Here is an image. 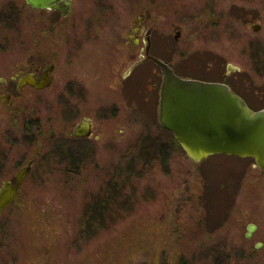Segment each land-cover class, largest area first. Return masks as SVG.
Wrapping results in <instances>:
<instances>
[{
    "label": "rangeland",
    "instance_id": "obj_1",
    "mask_svg": "<svg viewBox=\"0 0 264 264\" xmlns=\"http://www.w3.org/2000/svg\"><path fill=\"white\" fill-rule=\"evenodd\" d=\"M108 1L121 15L106 26L112 31L140 8L134 2L130 6V0ZM248 1L255 10L246 18L237 15L236 3L242 9L247 1L222 0L224 15L231 8L234 14L218 27L214 19L211 23L214 15L205 14L204 0H143V6L149 27L156 30L154 50L170 58L179 74L202 81L227 78L259 110L264 108V3ZM16 8L9 36L15 51L3 60L17 67L24 61L20 46L26 15L20 2ZM53 45L48 44L56 62L53 87L41 102L44 112L30 123L37 144L30 146L21 136L20 143L15 141L14 162L4 171L0 167L1 187L26 164V155L37 156L15 206L0 216V264H178L181 256L193 264H264V171L254 160L218 154L195 163L178 142H168L172 135L158 128L150 105H144L138 121L133 114L127 124L116 122L107 141L102 107L118 99L102 80L108 64L99 61L91 44L83 66L65 64L70 48L60 50L65 53L60 58ZM143 67L151 76L154 65ZM76 73L94 90L91 103L100 141L70 136L83 118L68 88ZM141 85L145 90L147 80ZM50 119L64 123V132L46 134L54 124ZM6 123L0 108V127ZM105 197L115 200L108 220L85 227L84 213ZM250 224L257 228L247 238Z\"/></svg>",
    "mask_w": 264,
    "mask_h": 264
},
{
    "label": "flooded vegetation",
    "instance_id": "obj_2",
    "mask_svg": "<svg viewBox=\"0 0 264 264\" xmlns=\"http://www.w3.org/2000/svg\"><path fill=\"white\" fill-rule=\"evenodd\" d=\"M245 1H247L246 5L242 9L238 8L239 5L236 3V12L238 16L242 15L248 18L255 7L248 0H242V3L245 4ZM17 2L22 4V11L24 9L26 18L23 32L24 45L20 46L25 53L24 61L17 64L16 67L14 62L3 59L7 54L15 51V46L11 44L9 36L14 31V27H10V23L14 24L18 17L16 16ZM129 2L130 6L137 3L140 8L135 12H130L126 22H122L120 28L112 31L106 26L112 18L115 21H120L121 15L108 0H56L52 3L56 7L41 9L31 6L27 0H0V69H9L10 67L18 69L15 72L0 70V108L3 114L8 117L6 126L0 127V167L3 171L6 165L14 162L15 141L20 143L18 141L21 136V139L30 146L33 143L37 144L38 138L33 135L34 132L31 133L33 128L30 123L35 116L44 112L43 107H40L41 102L45 101L48 91L53 87V74L56 70V62L50 57L52 51H48L49 42L55 43L53 46L58 48L60 58L65 54L62 55L60 50L64 51L66 47L70 48L66 55L67 59L65 58L63 61L65 64L83 66L81 61L85 57L84 54H89L92 49L98 52L100 62L108 64L109 71L107 74L103 73L102 80L104 78L105 84H111L108 87L109 92L118 94V99L116 98L113 103L112 101L106 102L102 107L103 121L108 127L106 129L109 134L107 141H111V128L116 122L127 124L131 119L130 115L133 114L138 121V116L144 112V105H150L158 116L156 121L158 128H161L163 132L170 133L172 138H169L168 142L175 143L174 135L160 122L164 75L156 59L166 63L180 77H187L175 70L170 58H166L154 50L156 30L148 25L143 0H130ZM148 2H153V0H148ZM221 2L222 0H204L203 3L205 14L208 17L214 15L211 23L214 19L213 26L215 27L220 26L226 17H232L234 14V9L231 8V12L224 15L223 10L219 8ZM262 11L264 14V10ZM90 44L94 48H89ZM148 64L154 65L151 76H146V72H144L143 66ZM79 74L76 73V78L72 79L68 88L72 92V97L77 102L78 112H81L83 118L73 126L70 136L76 141H100L102 135L97 134L96 124L98 122L95 118V103H91L94 90ZM226 75L228 76L229 72ZM144 79L147 80L145 90L141 85ZM61 80L64 82L66 78L63 76ZM45 82H48L47 85L42 86ZM207 82L227 85L233 92L241 96L250 108L257 110L250 104L245 91L237 87V84L227 81V78L222 81ZM85 101H87V106L83 104ZM82 104L87 110L82 108ZM50 120L51 123H56L53 119ZM85 120L90 125L89 133L84 136L77 135L75 129ZM22 121L23 130L19 127ZM54 124H51L49 132H46V134L49 133V136L64 132V123ZM16 128L19 130L16 131ZM42 133L45 135L44 132ZM36 157L31 154L26 155L27 159H24L26 164L19 167L17 172L22 167L31 165L30 175ZM17 172L9 181H15Z\"/></svg>",
    "mask_w": 264,
    "mask_h": 264
},
{
    "label": "water",
    "instance_id": "obj_3",
    "mask_svg": "<svg viewBox=\"0 0 264 264\" xmlns=\"http://www.w3.org/2000/svg\"><path fill=\"white\" fill-rule=\"evenodd\" d=\"M55 1L27 0L38 9L56 7L52 5ZM258 29L256 26L255 30ZM179 36L180 32H177L175 38ZM156 61L164 75L160 122L173 133L188 157L197 164L218 154L249 158L254 160L259 170L264 171V108H250L241 96L223 83L182 78L163 61ZM89 131L90 125L86 120L75 129L80 136L87 135ZM30 171L31 165L24 166L17 172L14 182H3L0 187V216L16 202ZM256 228L250 224L246 237L251 238Z\"/></svg>",
    "mask_w": 264,
    "mask_h": 264
},
{
    "label": "trees",
    "instance_id": "obj_4",
    "mask_svg": "<svg viewBox=\"0 0 264 264\" xmlns=\"http://www.w3.org/2000/svg\"><path fill=\"white\" fill-rule=\"evenodd\" d=\"M161 153H163V152H161ZM141 156H142V158H145V159L148 158V154H147L146 150H143ZM114 189H115V187H114ZM114 201L105 197V199H102V200H99L98 202H96L93 205L92 210H90V211L88 210V212L86 211L84 213L83 224L85 225V227L91 228L92 225L94 226V224L98 225L99 223H101L100 221L108 220V217L110 216V213H108L109 209H111V207H113V208L115 207ZM14 206H15V203L13 205H11L10 207H8L7 209L13 208ZM97 228H98V226L95 229H97ZM178 264H193V261H192V259L186 260V258L184 256L183 257L181 256L179 258Z\"/></svg>",
    "mask_w": 264,
    "mask_h": 264
},
{
    "label": "bare ground",
    "instance_id": "obj_5",
    "mask_svg": "<svg viewBox=\"0 0 264 264\" xmlns=\"http://www.w3.org/2000/svg\"><path fill=\"white\" fill-rule=\"evenodd\" d=\"M171 133H172V132H171ZM172 134H173V133H172ZM176 142H177V141H176ZM12 182H14V181H12ZM4 211H5V210H4ZM4 211H3V212H4Z\"/></svg>",
    "mask_w": 264,
    "mask_h": 264
}]
</instances>
